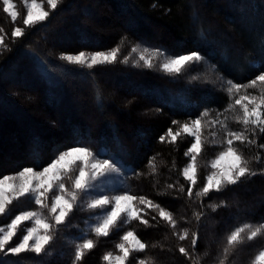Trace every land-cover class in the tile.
I'll list each match as a JSON object with an SVG mask.
<instances>
[{"label":"trees","instance_id":"obj_1","mask_svg":"<svg viewBox=\"0 0 264 264\" xmlns=\"http://www.w3.org/2000/svg\"><path fill=\"white\" fill-rule=\"evenodd\" d=\"M2 9L0 0V27L10 34L5 41L8 48L0 54V177L23 167L42 168L70 146L87 145L94 151L106 148L124 165L127 176L123 190L127 187L134 196H144L161 205L178 222L173 229L157 210L142 205L146 214L142 212L141 216L149 221L148 226L133 220L119 230L112 229L108 237L91 235L96 246L85 253L80 264H107L103 255L109 251L118 253L116 244L128 230H134L148 247L144 252L131 253L127 264H136L137 257H151L149 264H196L197 257L199 264H217L227 234L245 222L263 223L264 175L245 177L221 192L189 199L187 189L192 185L182 170L190 160L184 153L193 138L183 135L169 143L171 138L166 135L169 128L174 132L179 128L172 121L182 124L201 116L206 109L226 108L229 93L210 85L189 83L182 76H170L156 67L148 68L142 63L137 66L134 54L128 63L121 60L141 44L174 54L197 51L225 77L235 83H248L264 72V0H63L45 21L27 28L26 34L14 41L11 32L17 22L13 23ZM193 12L197 19L192 18ZM156 31L159 38L150 37ZM118 46L121 51L115 63L91 69L60 58L62 54L109 51ZM25 65L35 72L27 87H23L30 91L5 90L7 82L19 81ZM108 76L114 83H109ZM75 80L91 88L87 92L94 99L95 121L88 125L82 124L81 115L61 118L48 114L47 107L52 105L38 86L54 87L59 96L61 91L70 93V81ZM130 81L137 89L135 93L131 91L133 96L128 95L130 87L125 89L127 92L119 88H128ZM247 91L259 93V89ZM31 98L38 104L31 103ZM38 105L42 108L36 112ZM142 110L144 115L140 116ZM42 111L52 122L41 123ZM161 136H165L164 142L160 141ZM259 145H264L261 133L249 153L250 168L257 171L264 169V148ZM257 155L261 157L258 163ZM153 158L155 172L149 164ZM206 176L205 166H200L197 184L192 186L194 193L206 183ZM169 184L176 187L169 188ZM180 185L184 192L178 190ZM221 201L223 205L215 211L208 207ZM34 207L14 202L10 214L0 217V224ZM200 211L205 215L197 221L193 214ZM87 217V211H73L55 234L50 254L0 256V260L5 264H72L74 243L81 242L78 236ZM183 228L189 229L190 236L181 241L174 232ZM192 232L199 237L195 249L191 245ZM181 246L193 257L181 254ZM262 246L261 237L246 242L229 257L228 264H245Z\"/></svg>","mask_w":264,"mask_h":264},{"label":"snow or ice","instance_id":"obj_2","mask_svg":"<svg viewBox=\"0 0 264 264\" xmlns=\"http://www.w3.org/2000/svg\"><path fill=\"white\" fill-rule=\"evenodd\" d=\"M23 3L26 15L22 22L25 27H14L11 32L13 41L25 35L27 28L34 27L49 17V11L44 9L45 0H23ZM46 3L51 10H55L63 3V0H46ZM2 4L3 12L15 22L19 14L14 10L13 0H2ZM6 38L4 29L0 27V48L2 49L8 48L5 43ZM120 51L118 46L109 51L92 53L80 51L77 54H62L60 58L69 64L91 69L98 65L115 63ZM136 53H138L136 65L139 66V63L143 62V65L148 68L154 67V59L163 57L159 67L169 75H178L191 65L199 64L204 60V57L197 51L170 56L161 49L144 47L141 50L138 47H133L130 55L124 56L121 62L128 63L131 54ZM252 66L256 67V64L253 63ZM197 78L196 76L192 77V79ZM227 85L230 98L236 97L242 89L245 90V94L235 98L226 109V111H233L239 106L242 114L236 115L234 120L243 126V131H232L226 116L223 120L216 118L204 121V117L209 116V112L205 111L200 117L183 124L172 121L173 125H179V128L175 132L169 128L166 134L171 138L169 143H175L182 133L193 138L190 147L184 153L186 157L190 158V161L182 170L183 177L192 186L197 184V158L203 150L205 141L211 138L214 144L226 145L215 159L210 161L213 171L206 176V183L203 187L195 193L192 186L188 187L189 199H192L193 196L207 197L212 191L221 192L229 185L238 184L245 177L264 175V169L257 171L250 168V161L245 159L242 152L234 146L236 141L240 144L254 145L257 141L251 139L250 136H254L257 131L264 134V72L247 84L234 83L229 80ZM247 89H259V94H250L246 91ZM205 124L209 127L210 137L203 135ZM217 125L224 133V139L221 141H216L217 132L211 131V128ZM160 141L164 142L165 136H161ZM259 147L264 148V145H259ZM225 158H231L232 163L227 168H221L220 163ZM260 159L259 155L255 157L257 163ZM36 163L39 164L40 161L37 160ZM149 164L155 172L154 158L149 161ZM122 168L123 163L116 156L108 154L106 148L93 151L87 145H77L60 151L50 163L42 168L23 167L12 174L0 177V217L10 214V206L14 202L37 206L35 209L23 210L15 214L9 223L0 224V256L19 258L26 253L35 254L37 257L50 254L49 247L55 239V234L59 231L60 226L66 223L74 209L92 213L89 219L95 222L88 224L87 231L82 233L80 238L81 242L74 243L72 264H80L85 253L96 246V242L90 238L91 235H95L97 238L108 237L112 229L119 230L120 227L133 220H140L141 223L148 226L149 221L141 216L142 212L146 214V210L138 207L135 203L137 201L139 205L157 210L159 217L166 221L171 228L176 229L178 222L174 219L173 213L161 205L155 204L144 196H134L128 191L121 192L117 188L109 191L110 181L114 175L121 173ZM168 187L175 188L176 185L169 184ZM178 190L184 192L185 188L180 185ZM223 203L221 201L220 204H209L208 207L215 211ZM193 215L199 221L205 214L200 211ZM152 219L155 220L156 217L153 216ZM85 223L87 224L88 221ZM174 235H177L181 241L186 240L190 236L189 229L183 228L178 233L174 232ZM260 236H264V223L245 222L234 228L226 236L222 252L216 258L217 264H228L229 257L238 247ZM14 238L15 242L13 243ZM198 238L197 233H191L193 249L197 245ZM120 240L121 242L116 244V248L121 255L114 256L111 251L107 252L102 257L107 264H113V260L115 264H127L131 253L144 252L148 247L134 230L125 231ZM179 252L186 257H193V253L183 246L179 247ZM151 259V257H137L136 264H149ZM0 264H5V262L0 260ZM196 264H199L198 257ZM251 264H264V247L254 256Z\"/></svg>","mask_w":264,"mask_h":264},{"label":"rangeland","instance_id":"obj_3","mask_svg":"<svg viewBox=\"0 0 264 264\" xmlns=\"http://www.w3.org/2000/svg\"><path fill=\"white\" fill-rule=\"evenodd\" d=\"M222 1H224V0H222ZM13 2L15 4V9L14 10L17 11L19 15H18V18L16 20L17 24H15L13 22L14 23V26H13L12 30L14 29V27H17V26L24 28L25 26L23 25V22L22 21H23L24 16L26 15V9H25L23 0H13ZM44 9L46 11H49V13L52 11L48 7V5L46 3V0H45V3H44ZM195 16H196V14L193 12L192 18L193 19H197V17H195ZM237 16L238 15H236V18H237ZM248 17H253V16H248ZM130 22H131V19H130ZM198 26H199V23H198ZM214 28L217 31H219V33L221 35H223L222 34L223 32L220 31V30H218V26L217 25L214 24ZM159 30H160V28H159ZM229 31H231V30H229ZM9 35L6 34L7 38H6L5 41H7L9 39V37H8ZM158 35H159L158 31H156V35H153V36H150V37L155 38V39H158L159 38ZM224 35L227 36L226 33H224ZM144 47H148L150 49H161L166 54H168L170 56L181 55V54H174V53H172L169 50L164 49V48L151 47V46H148L146 44H141L140 46H138V48L141 49V50ZM5 50L6 49L0 48V54L3 53ZM86 53H92V52H86ZM74 54H77V53H74ZM182 54H185V53H182ZM186 54H189V53H186ZM134 58H135V60H137L138 53L134 54ZM162 60H163V57H160L159 59H154L153 60L154 67L160 69L159 64L162 62ZM140 63L143 64V62H140ZM13 66L14 65H12V67ZM34 74H35V72L30 69V66L25 65V68H24V70L21 73V76H20L19 81L7 82L6 83L5 90H9V91L10 90H12V91L17 90L20 93L21 92H24L26 90L25 92L28 93V91H30V90H28V88L25 89L23 87H27L26 86L27 83L32 80V77H33ZM170 76H173V77L182 76L189 83H196V84H202V85H210V86L219 88L221 90H224L226 92H227V87H228L227 81L230 80L229 78H227L223 74H221L216 69V67L214 65L209 64L205 60H203L199 64H193V65H191L190 67L187 68V70L182 71L178 75H170ZM193 76H196L198 78L197 79H192ZM108 79L110 80V82H109L110 84L114 83V81H112L113 78H111L110 76H108ZM71 81H70V85H71V87H73V90L70 93H66L64 91H61V94L59 96H58L57 92L55 91L54 87H51V86L47 87V86H40V85H38L40 87V89H41V93L45 96V98H47L50 101V103L52 105L50 107L49 106L47 107L48 110H49L48 111V114H51V116H52V114H58V116L61 117V118L62 117L63 118H66L68 115H75V116H78V117L81 115L80 117L82 119V121H81L82 124H87V125L88 124H91V123H93L95 121V120H93L94 117L92 116V114H93L92 112L95 111V109H94V99H91L90 98V95L87 92L91 88H90V86L88 87V85L86 83H84V82L78 83L76 80L74 82H71ZM245 84H247V83H245ZM133 85H134L133 81L132 82L130 81V82H128V85H127L128 88H123L121 85L119 86V88L121 89V91L127 92L126 90L129 89V87H130V90L128 91V95L133 96V93H135L137 91V89H135L133 87ZM252 90H254V89H252ZM131 91H133V93H131ZM27 93H25V95H27ZM243 94H245V90L244 89H242L241 92L237 94V98H238L239 95H243ZM250 94H252V93H250ZM258 94L259 93H256V94L253 93V95H258ZM157 95L159 97L161 96L160 93H158V92H157ZM34 98H35V96H34ZM234 99H235L234 97L230 98V103ZM29 100H31V103L37 102V101H35V99H32V98L29 99ZM41 100H42V98H41ZM37 104H38V102H37ZM41 108L38 105L37 108H34V111L38 112V110L41 109ZM227 108H228V106L226 108H223V109H218V108L206 109L205 111H208L209 112V116L204 117V121H211V120L216 119V118H219V119L223 120L224 117L226 116V117H228V125H229V128L232 131H243V126L240 123L235 122V120H234V117L236 115H241L242 114L241 111H240V109H239V106H237L235 108V110H233V111H226ZM88 111H90V112H88ZM143 111L144 110L140 111V113H139L140 116L141 115L142 116L144 115ZM96 112L98 113L97 110H96ZM41 113L44 116L41 119V123H44V122L46 123V122H49V121L52 122V119L49 117V115L47 113H45L44 111H42ZM194 119H196V118H194ZM37 123L39 124L40 123V120H37ZM51 125H52V123H51ZM72 126L75 127V124L72 123ZM211 131L217 132V136L215 138L216 141H221V140L224 139V133L220 129L219 125H217L214 128H211ZM10 135H11L10 133L7 134V138L8 139H9ZM183 135H187V134H183L182 133L181 136H183ZM203 135L205 137H210V131H209V127H208L207 124L204 125ZM250 138L251 139H255L256 141L259 140L260 139V132L257 131L256 134L254 136H250ZM28 142H31V139H28ZM234 146L237 147L242 152V154L245 157V159L249 160V153H251L252 147L254 145H251L250 146L247 143L240 144V142L236 141V142H234ZM224 147H226V145H221V144H218V143L214 144L212 142L211 138H209L208 140H206L205 143H204L203 150H202L201 154L197 158L198 170H199V167L200 166H205V168L207 170V175L210 174L213 171V169L210 167V161L213 160V159H215V157L218 155V153L220 151H222L224 149ZM9 161L11 163V160H9ZM231 163H232L231 158H225L223 161H221L220 167L221 168H227V167L230 166ZM28 167H30V166H28ZM249 167H250V163H249ZM20 169H22V168H20ZM20 169H17V170L8 172V173H6L4 175L12 174L15 171H18ZM126 176H127L126 175V171H125V168H124V165H123V168H122L121 173L119 175H114L113 178H112V180L110 181V183L108 185L109 191H111L113 188H117L121 192L122 191H128L130 194H132L131 191L127 187H126V190H123V188H125V186H126ZM117 194H119V193H117ZM135 203L137 204L138 207L143 208L142 205H139V202L138 201L135 202ZM36 207H34V209ZM25 210H31V209H25ZM74 211H75V209H74ZM45 214H46V210H45ZM91 215H92V213H89L88 212V217L86 218V221H88V223L87 224L86 223L84 224V228H83L82 232L79 234L78 237H81L82 236V233H84V232L87 231L88 224H91V223H94L95 222V221L89 219V217ZM263 223H264V221H263ZM1 224H6V223H1ZM29 226H30V224H29ZM260 237L263 238V241H264V236H260ZM14 242H15V238H14L13 243ZM262 247H264V246H262ZM262 247H260L258 250H256V252L252 256H250V258L247 260V262L245 264H251L252 259L261 250ZM113 255L114 256L115 255H121V253L120 252L113 253ZM245 256H247V255H245ZM113 264H115V261L114 260H113Z\"/></svg>","mask_w":264,"mask_h":264}]
</instances>
